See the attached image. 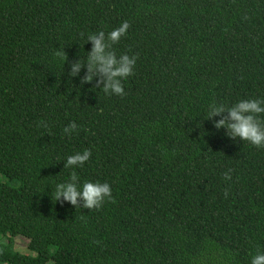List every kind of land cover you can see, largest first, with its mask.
<instances>
[{
  "label": "trees",
  "instance_id": "16d2710c",
  "mask_svg": "<svg viewBox=\"0 0 264 264\" xmlns=\"http://www.w3.org/2000/svg\"><path fill=\"white\" fill-rule=\"evenodd\" d=\"M125 21L112 46L137 57L125 94L82 83L86 68L71 79L87 37ZM254 98L264 0H0V264H251L264 251V147L206 119ZM73 172L112 199L56 202ZM19 236L31 254L15 251Z\"/></svg>",
  "mask_w": 264,
  "mask_h": 264
},
{
  "label": "clouds",
  "instance_id": "9594fccd",
  "mask_svg": "<svg viewBox=\"0 0 264 264\" xmlns=\"http://www.w3.org/2000/svg\"><path fill=\"white\" fill-rule=\"evenodd\" d=\"M129 28L130 24L125 21L107 34L99 31L89 35L87 43H91L92 48L87 53L86 61L77 60L71 65L70 78L79 76L86 68L88 75L83 78L82 83L90 84L94 79L100 78L101 89L106 94L123 96L125 94L123 81L134 74L137 57L128 54L117 55L112 46L119 43ZM56 55L62 59L66 58V63L68 62L64 50L58 51ZM225 112L226 119H214ZM206 120H213L217 130L226 129L228 138L233 141H246L258 148L264 147V99H241L230 107L212 104L209 106ZM76 130L75 122L64 128V132L69 136ZM91 155L88 149L76 152L66 158L65 168L82 167L89 161ZM225 179L231 177L225 174ZM54 197L56 202L62 199L74 207L80 206L82 202L84 209L91 210L100 208L106 200H111L112 189L107 182L78 183V177L73 172L68 182L56 185ZM251 264H264V251H258L253 256Z\"/></svg>",
  "mask_w": 264,
  "mask_h": 264
},
{
  "label": "rangeland",
  "instance_id": "374dc122",
  "mask_svg": "<svg viewBox=\"0 0 264 264\" xmlns=\"http://www.w3.org/2000/svg\"><path fill=\"white\" fill-rule=\"evenodd\" d=\"M3 240L4 242L6 241L5 239ZM28 244L29 241L25 237H17L15 239V251L22 254H31V252L28 250Z\"/></svg>",
  "mask_w": 264,
  "mask_h": 264
}]
</instances>
